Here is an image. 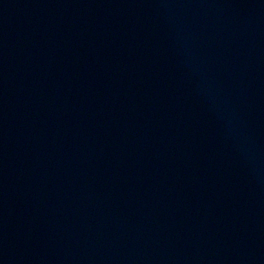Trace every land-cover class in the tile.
<instances>
[{"label": "water", "instance_id": "1", "mask_svg": "<svg viewBox=\"0 0 264 264\" xmlns=\"http://www.w3.org/2000/svg\"><path fill=\"white\" fill-rule=\"evenodd\" d=\"M129 0H0V114L43 81Z\"/></svg>", "mask_w": 264, "mask_h": 264}]
</instances>
